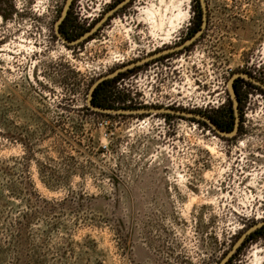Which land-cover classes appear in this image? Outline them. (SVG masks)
<instances>
[{"label":"rangeland","instance_id":"rangeland-1","mask_svg":"<svg viewBox=\"0 0 264 264\" xmlns=\"http://www.w3.org/2000/svg\"><path fill=\"white\" fill-rule=\"evenodd\" d=\"M116 1L73 0L67 30L83 34ZM210 1L219 32L121 72L113 103L199 111L204 75L223 85L217 110L248 53L264 77V0H234V13L231 0ZM65 2L0 0V264H219L264 220V160L235 178L234 145L199 119L86 107L99 77L178 42L200 0H130L79 45L56 32ZM233 15L234 36L218 24ZM240 130L253 137L239 148H264L263 90L245 94ZM226 264H264V228Z\"/></svg>","mask_w":264,"mask_h":264},{"label":"flooded vegetation","instance_id":"flooded-vegetation-1","mask_svg":"<svg viewBox=\"0 0 264 264\" xmlns=\"http://www.w3.org/2000/svg\"><path fill=\"white\" fill-rule=\"evenodd\" d=\"M231 1H232L231 7L233 8V13H234V0H231ZM117 2L118 1H116L115 4L109 5L106 12L112 10L117 5ZM210 2H211L210 0H207V22H206L205 27H203L204 10L201 7L199 10V18L200 19H198L194 23H191L190 27H188L186 32L184 33V36L180 37L178 42L174 43L171 46H165L161 49L149 50L144 55H139L137 60H141V59H145V58H147V60L136 65V66H134V67H131L127 70H124V71L134 69L135 67L138 68L141 65H150L154 60L161 59L160 57H162V56L167 55L166 57L170 58L171 55H177L179 53H182V51L192 52V49L195 46L197 47L196 43L199 40L210 36V33H218L219 29L216 30V29L212 28L213 25H214V27H216V24H214V22L211 20L212 19V10H211V6H210ZM118 10L119 9H117L113 13H111V15L109 16V18L106 20L105 23L110 21L112 19V16L116 12H118ZM66 22L67 21L65 19V22H63L61 25V30H62V32H65V35H67L70 38H73V37L77 38L80 36V34H82V32H81L77 35L74 34V36L71 35V33L66 28ZM105 23L103 25H105ZM218 24H220V25L224 24V27L226 28V30L223 32L228 33V31H229L228 29H230L231 33L234 36V15L232 17V20L229 23L228 22H225V23L218 22ZM226 24H227V26H226ZM93 25L91 23V25L88 29H90ZM199 29H202V33L195 41L191 42L190 44H186L183 47H180L190 37H192ZM84 32H86V30L83 31V33ZM223 39L224 38L219 37L218 38V40L220 41L219 43H224ZM232 39H234V37H232ZM80 43L74 44V45H79ZM232 47L234 48V45H232ZM164 51H167V52L162 53L159 56L152 57L154 54H156L158 52H164ZM226 62H228V60L225 61V63ZM253 64H254V61H253L252 54L248 53L245 57V61L242 64L239 63L237 65L238 67H236V68L231 67V70L229 72V78L227 79V87H228L229 93L225 92L226 95H228V98L224 99L222 101V103H220V104H224L221 107H220V105H217V108H218L217 110H213V108L215 106L214 104L216 102L213 99L214 98L222 99V97L224 96V95L222 96V93L224 92V91H222L223 85H213L212 86V84L209 81L205 80L204 77H206V76H204V75L197 76L196 79L202 83V87L205 90H208V92H211V94L209 95V99L207 100L205 108L200 109L199 111L190 110V111L201 113L206 118L211 119L214 123H216L220 128H222L224 130H232L235 126V123H236L237 114L235 111L234 99H233L232 94L230 93V90H229L228 82L232 76L236 75V77L233 81V88H234L236 98L238 101V106H239L240 124H239L238 131L234 135H231V136L230 135H224V134L219 133L207 119L199 118V121L202 122L205 127H209V129L212 130V133H213L212 135H215L216 137H225L227 139L229 147H231V145H234V151L233 150H228V151H230L231 153H234V155H235L234 156V177L235 178H240L241 176L242 177L246 176V178H247L248 176L245 173H247L246 171H248V169H254L255 168L253 163H255L257 161L264 160V148H262L261 150L260 149H258V150L251 149L248 151L246 150V152H245L244 150H242L241 148H239L237 146V144L240 143V141H239L240 138H242V137H253V134L248 133V132H243L240 130L241 124L243 122V112L245 111V94L249 92L250 88H256V89H260V90L264 91V87L262 85L256 83L252 79V77L258 78L259 80L264 82V77H258L255 75L256 71L254 70ZM228 66H231V64H229ZM170 67H172V66H170ZM124 71H122V72H124ZM178 71H180V70H178ZM172 73H174L173 70H172ZM244 74H247L250 77H247ZM174 75L176 77V73H174ZM218 90H220V91H218ZM206 96L207 95H205V97ZM209 102H212L213 105H208ZM232 103H233V109H231ZM193 118H196V117H193ZM196 119H198V118H196ZM249 173H252V170L249 171ZM246 183H248V182H246ZM263 227H264V225L262 227H259L255 231H253L248 237H250L253 233H255L256 231H258L259 229H261Z\"/></svg>","mask_w":264,"mask_h":264},{"label":"water","instance_id":"water-1","mask_svg":"<svg viewBox=\"0 0 264 264\" xmlns=\"http://www.w3.org/2000/svg\"><path fill=\"white\" fill-rule=\"evenodd\" d=\"M72 1L73 0H66L65 5L63 7L62 13L59 17V19L56 21V32L58 34V36L67 44L69 45H74V44H78L84 40H86L87 38H89L92 34H94L96 31H98L102 25L106 22V20L109 18V16L111 15V13H113L115 10L122 8L124 5H126L130 0H122L120 1L112 10L108 11L105 13V15H103L90 29H88L86 32H84L82 35H80L77 38H70L67 35H65L62 30H61V25L63 23V21L66 19V17L69 14V10L71 8L72 5ZM200 4L202 9L204 10V18H203V27H205L206 22H207V0H200ZM202 33V29H199L192 37H190L184 44H182L180 47L185 46L186 44H190L191 42L195 41ZM167 51L164 52H158L156 54H154L152 57L155 56H159L162 53H165ZM147 58L145 59H141V60H136V61H132L124 66H121L117 69H115L114 71L105 74L101 77H99L91 86L90 91L88 93V98H87V103L88 106L90 108H92L93 110L102 112V113H109V114H137V113H149V112H154V113H174V114H178V115H183V116H189V117H196V118H205L207 119L212 125L213 127L221 134L224 135H234L238 129H239V124H240V119H239V106H238V101L236 98V94L233 88V81L236 77V75L232 76L228 82V86H229V90L230 93L232 94V97L234 99V106H235V111L237 114V119H236V123L235 126L232 130H224L222 128H220L216 123H214L211 119L206 118L204 115H202L199 112H194V111H190L187 109H177L174 107H167V106H162V107H111V106H102L99 104H96L93 102V97H94V92L96 90V88L98 87V85L100 83H102L103 81L110 79V78H114L117 75H119L122 71L127 70L131 67H134L144 61H146ZM247 77V74H244ZM252 79L262 85L264 87V82H262L261 80H259L258 78H253ZM264 225V220L255 223L254 225H252L251 227H249L246 231H244V233L239 237V239L236 241V243L233 245V247L228 251V253L223 257V259L220 261L219 264H226L227 261L234 255V253L239 249V247L244 243V241L246 240V238L256 229H258L259 227H262Z\"/></svg>","mask_w":264,"mask_h":264},{"label":"trees","instance_id":"trees-1","mask_svg":"<svg viewBox=\"0 0 264 264\" xmlns=\"http://www.w3.org/2000/svg\"><path fill=\"white\" fill-rule=\"evenodd\" d=\"M63 33L65 34V32H63ZM119 78H120V76L117 75L114 78L107 79V80L103 81L102 83H100L94 92L93 102L96 104L102 105V106L119 107L118 105H116L115 103H113L111 101V99L109 98L110 96L107 93L108 87H110L109 85H112L113 82L115 83L116 81H118ZM86 107L89 109H92L88 105H86ZM94 112L106 114V115H111L109 113H102V112H99L96 110H94Z\"/></svg>","mask_w":264,"mask_h":264}]
</instances>
